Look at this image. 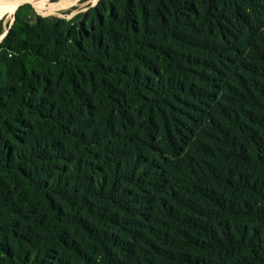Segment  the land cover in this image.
I'll return each mask as SVG.
<instances>
[{
	"label": "trees",
	"instance_id": "obj_1",
	"mask_svg": "<svg viewBox=\"0 0 264 264\" xmlns=\"http://www.w3.org/2000/svg\"><path fill=\"white\" fill-rule=\"evenodd\" d=\"M29 5L0 40V264H264V0Z\"/></svg>",
	"mask_w": 264,
	"mask_h": 264
},
{
	"label": "rangeland",
	"instance_id": "obj_2",
	"mask_svg": "<svg viewBox=\"0 0 264 264\" xmlns=\"http://www.w3.org/2000/svg\"><path fill=\"white\" fill-rule=\"evenodd\" d=\"M67 1L68 0H54L53 2H50V0H46L40 9H35L31 4L25 9L27 10V14H28V17L30 19H33L36 14H39V15L50 14L53 12L61 13L63 15H66L67 17L59 16V17H53L50 19H54V18L70 19L73 17H81L82 18L85 15H87L91 9L89 7L86 10H82V8L89 6L93 1H96V0H74L70 4H67ZM99 1L100 0H98L97 3ZM97 3L95 5H97ZM76 12H78V13L75 14ZM73 14H75V15H73ZM41 16H43V15H41ZM0 21H1V34H0V36H1L3 33H5L7 31L8 26L12 22V16L0 18ZM2 37H1V39H2Z\"/></svg>",
	"mask_w": 264,
	"mask_h": 264
},
{
	"label": "bare ground",
	"instance_id": "obj_3",
	"mask_svg": "<svg viewBox=\"0 0 264 264\" xmlns=\"http://www.w3.org/2000/svg\"><path fill=\"white\" fill-rule=\"evenodd\" d=\"M46 0H0V18L11 17L15 9L24 3H30L35 9H40ZM74 0H68L67 4Z\"/></svg>",
	"mask_w": 264,
	"mask_h": 264
},
{
	"label": "water",
	"instance_id": "obj_4",
	"mask_svg": "<svg viewBox=\"0 0 264 264\" xmlns=\"http://www.w3.org/2000/svg\"><path fill=\"white\" fill-rule=\"evenodd\" d=\"M97 1H98V0L93 1L89 6H86V7L82 8V10H86V9H88V8L91 7V6H94V5L97 3ZM12 21H13V15H12ZM11 23H12V22H11ZM11 23H10V24H11ZM5 33H6V32H5ZM5 33H3V34L0 36V40H1V37H2Z\"/></svg>",
	"mask_w": 264,
	"mask_h": 264
}]
</instances>
